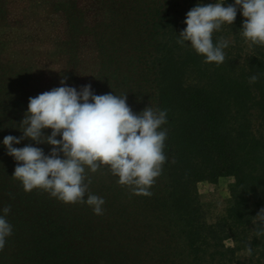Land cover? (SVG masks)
I'll return each mask as SVG.
<instances>
[{
  "label": "trees",
  "instance_id": "16d2710c",
  "mask_svg": "<svg viewBox=\"0 0 264 264\" xmlns=\"http://www.w3.org/2000/svg\"><path fill=\"white\" fill-rule=\"evenodd\" d=\"M104 4V52L91 88L96 95L126 94L136 114L148 106L167 111L162 174L146 197L117 184L107 167L89 173L90 193L105 200L103 215L41 189L25 192L12 177L17 162L3 139L22 136L29 99L15 97L7 84L0 90V215L11 206L6 218L13 234L0 251V264H264V223L256 218L264 208V46L243 38L238 12L234 24L213 34L214 43L230 38L224 63L206 64L188 42H177L194 0ZM67 6L75 34L73 19L80 12L74 3ZM253 75L259 78L250 83ZM28 144L45 154L51 150L30 139L13 146ZM223 177L233 179L228 205L208 222L197 184Z\"/></svg>",
  "mask_w": 264,
  "mask_h": 264
},
{
  "label": "clouds",
  "instance_id": "9594fccd",
  "mask_svg": "<svg viewBox=\"0 0 264 264\" xmlns=\"http://www.w3.org/2000/svg\"><path fill=\"white\" fill-rule=\"evenodd\" d=\"M238 12L244 18L243 38L250 45L264 46V0H234L227 5L223 0L198 3L186 13V27L177 42H188L204 57V63L220 65L225 61L224 49L229 42L221 37L214 43L213 34L224 24H234ZM258 78L253 75L249 82L255 83ZM60 84L29 98L20 122L22 136L4 137L7 154L17 162L12 177L25 192L41 189L65 204H87L95 215L104 214L105 200L90 193L89 173L95 174L102 167H107L118 178L117 184L130 188L134 195L150 197V189L167 160V130H161L167 123V111L148 106L136 114L127 104L126 94L96 95L90 84L77 90L67 86L66 78ZM46 129L51 130L50 135L44 134ZM25 139L50 145L51 150L45 154L31 144L13 146ZM2 211L0 251L13 234V226L6 218L11 206ZM256 218L264 223V208Z\"/></svg>",
  "mask_w": 264,
  "mask_h": 264
},
{
  "label": "rangeland",
  "instance_id": "374dc122",
  "mask_svg": "<svg viewBox=\"0 0 264 264\" xmlns=\"http://www.w3.org/2000/svg\"><path fill=\"white\" fill-rule=\"evenodd\" d=\"M69 3L80 12L73 19L78 26L75 34L66 19ZM108 18L104 0H0V90L6 91L8 84L15 97L29 99L61 86L65 78L67 86L77 90L91 85L99 69V52H104L100 26ZM108 49L114 51L113 47ZM4 165L0 157V177ZM232 183L231 177H223L214 183L197 184L208 222L223 214Z\"/></svg>",
  "mask_w": 264,
  "mask_h": 264
}]
</instances>
